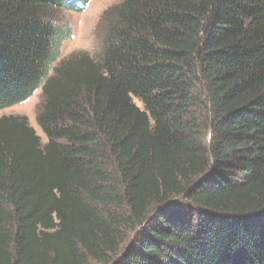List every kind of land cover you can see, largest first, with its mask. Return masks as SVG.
<instances>
[{"label": "trees", "instance_id": "trees-1", "mask_svg": "<svg viewBox=\"0 0 264 264\" xmlns=\"http://www.w3.org/2000/svg\"><path fill=\"white\" fill-rule=\"evenodd\" d=\"M80 4L0 0V264H264V0Z\"/></svg>", "mask_w": 264, "mask_h": 264}, {"label": "rangeland", "instance_id": "rangeland-1", "mask_svg": "<svg viewBox=\"0 0 264 264\" xmlns=\"http://www.w3.org/2000/svg\"><path fill=\"white\" fill-rule=\"evenodd\" d=\"M85 5H78L77 10L72 8H56L53 18L54 25L59 28L61 35L60 57L68 58L75 53H87L93 58H98L102 54V18L108 8L118 5L122 0H83ZM38 91L27 102L18 104L12 108L0 110L1 116H25L36 133L42 139V143L47 142L36 119L38 107L40 105ZM136 105L142 110V106L135 100Z\"/></svg>", "mask_w": 264, "mask_h": 264}]
</instances>
